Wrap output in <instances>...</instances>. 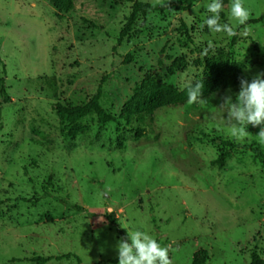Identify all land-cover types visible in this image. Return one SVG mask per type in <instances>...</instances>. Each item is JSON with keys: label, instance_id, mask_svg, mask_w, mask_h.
<instances>
[{"label": "rangeland", "instance_id": "obj_1", "mask_svg": "<svg viewBox=\"0 0 264 264\" xmlns=\"http://www.w3.org/2000/svg\"><path fill=\"white\" fill-rule=\"evenodd\" d=\"M210 2L140 15L119 44L128 0H73L69 12L48 0H0V90L9 97L0 95V264L67 254L46 264H106L135 230L167 247L172 264H250L253 253L264 260V166L245 148L231 150L221 169L210 164L223 151L218 139L264 152L260 128L234 138L227 106L219 107L240 88L121 125L101 127L89 115L74 137L52 109L82 105L101 86V106L118 115L146 75L182 89L201 79L209 58L249 80L264 72V20L249 23L264 14V0H243V25L222 0L220 22L235 36L199 27Z\"/></svg>", "mask_w": 264, "mask_h": 264}, {"label": "trees", "instance_id": "obj_2", "mask_svg": "<svg viewBox=\"0 0 264 264\" xmlns=\"http://www.w3.org/2000/svg\"><path fill=\"white\" fill-rule=\"evenodd\" d=\"M60 12H69L73 9V0H48ZM132 3L131 12L126 18L125 25L121 29L117 42L120 44L125 37L132 31L136 20L140 15H145L149 12H183L189 10L197 0H181L178 2L157 3L150 4L135 0H128ZM264 20V14L257 19L250 20L249 23H258ZM179 30H186L185 24H181ZM129 56H126L125 61L128 63ZM245 77L240 68L231 64L228 61H217L209 58L205 62V72L198 81L204 87L202 90V97L209 96L214 93L223 92L226 90L239 89V80ZM248 79V78H247ZM195 83V82H194ZM101 86L98 87L95 94L84 104L78 106H64L56 103L52 106L53 111L62 124V130L68 137L76 136L81 130L82 125L80 120L89 116L95 115L98 124L104 127L110 123L121 125L120 121L129 123L132 118L143 120L146 117H151L153 113L163 107H176L187 103V89L186 87L179 89L169 84L160 83L150 76H145L141 82L133 89L132 96L123 104L118 115L108 113L100 104ZM1 101L9 102V97L5 92L4 86L0 90ZM1 105V103H0ZM119 130V127H118ZM136 138L140 137L143 130H136ZM218 144L223 148V151L210 162L212 166L218 169L224 167L226 160L230 156V151L234 149L245 148L249 149L254 157L264 166V152L259 145H241L234 140L218 139ZM75 209L81 211L82 208L75 206ZM106 219L112 224L117 220L112 214H106ZM71 254L58 257H40L32 256L25 261L33 264H46L50 260L57 261L71 258ZM76 258V257H75ZM78 263L80 260L76 258ZM118 257L106 261V264H117ZM250 264H264V260L256 253L251 255Z\"/></svg>", "mask_w": 264, "mask_h": 264}, {"label": "clouds", "instance_id": "obj_3", "mask_svg": "<svg viewBox=\"0 0 264 264\" xmlns=\"http://www.w3.org/2000/svg\"><path fill=\"white\" fill-rule=\"evenodd\" d=\"M222 0H211L205 5L207 12L212 15L207 17L199 26L201 29L206 25L213 33H226L235 36L236 31L230 23L220 22V12L223 10ZM249 11L244 6L243 0H231L230 19L243 25L248 20ZM213 44L208 42L206 54ZM240 90L233 101L231 95L221 97L219 107L227 106L225 118L229 133L236 139H243L248 135L247 127L252 125L259 127L257 134L258 142L264 144V72H260L251 80L241 77L239 80ZM204 85L196 81L186 85L187 103H206L202 99ZM130 241V242H129ZM119 264H172L169 257V249L162 247L154 238L141 230L128 231L127 238H120L116 245Z\"/></svg>", "mask_w": 264, "mask_h": 264}]
</instances>
